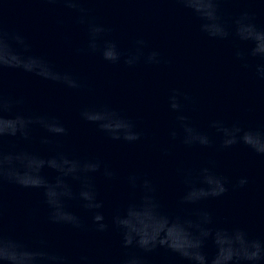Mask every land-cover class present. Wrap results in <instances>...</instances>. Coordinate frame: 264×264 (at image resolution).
I'll list each match as a JSON object with an SVG mask.
<instances>
[{
	"label": "clouds",
	"instance_id": "obj_1",
	"mask_svg": "<svg viewBox=\"0 0 264 264\" xmlns=\"http://www.w3.org/2000/svg\"><path fill=\"white\" fill-rule=\"evenodd\" d=\"M10 2L4 0L0 4V264H93L87 255L71 256L54 248L43 235L25 240L6 231L3 193L8 185L38 190L43 219L48 224L78 232L117 234L121 255L115 264H148V257L161 248L181 264H264V238L254 237L240 226L216 225L213 213L206 207V202L223 197L230 190L246 188L250 183L247 175H225L212 159L198 168L177 165L175 176L180 190L174 209L167 210L158 180L147 172L129 170L122 174L100 155L69 154L59 146L42 154L41 148L35 146L37 140L41 146L52 145L56 138L66 137L69 129L58 115L26 109L23 96L6 90L5 71L18 70L72 91L85 85L72 70L59 67L46 53L35 51L23 31L5 26V5ZM43 2L60 3L75 14L76 23L84 28L87 37L84 46L74 49L78 55H98L109 65L123 64L127 68L167 63L162 53L151 48L143 37L134 39L130 49H122L120 42L111 37L112 29L90 17V9L84 6L88 0ZM176 2L192 15L207 38L230 42L234 62L264 85V27L257 25L253 11L242 9L226 21L220 7L224 0ZM195 104L187 92L169 90L167 107L175 122L168 132L171 141L186 148L217 152L243 148L264 158V123L214 118L207 129H202L188 114L190 106L195 110ZM78 118L108 141L135 145L144 138L138 118L108 103L83 105ZM160 153L165 158L171 155L167 147H162ZM98 179L106 188L122 185L127 196L139 194V199L127 203L124 199L106 214ZM73 204L83 215L71 210ZM143 212L178 225L180 240L172 238L171 229L157 232L133 226L134 217ZM209 248L214 250L211 254Z\"/></svg>",
	"mask_w": 264,
	"mask_h": 264
},
{
	"label": "water",
	"instance_id": "obj_2",
	"mask_svg": "<svg viewBox=\"0 0 264 264\" xmlns=\"http://www.w3.org/2000/svg\"><path fill=\"white\" fill-rule=\"evenodd\" d=\"M84 6L90 9L92 19L112 29L110 35L120 42L122 49H130L134 39L143 37L151 48L162 53L167 63L127 68L123 64L109 65L98 55H78L74 49L84 46L87 37L74 13L60 3L11 0L5 5V26L23 31L35 51L46 53L59 67L72 70L85 85L72 91L18 70L5 71L6 90L23 96L26 109L58 115L69 129L66 137L56 138L52 145L41 146L37 140L35 146L41 148L42 154L59 146L69 154L100 155L122 174L129 170L147 172L158 180L167 210L174 209L180 190L175 167L182 164L198 168L210 159L215 160L225 175L250 178L246 188L230 190L225 196L206 202L216 225L240 226L252 236L264 238V158L243 148L217 152L186 148L171 141L168 132L175 122L167 107L169 90L179 88L196 101L195 110L190 106L188 114L202 129H207L214 118L264 123V85L234 62L230 42L207 38L199 31L198 22L176 0H88ZM220 7L226 21L242 9H250L257 25L264 27V0H224ZM58 20L63 23H57ZM101 102L138 118L144 138L135 145L108 141L79 120L81 106ZM249 108L254 111H248ZM162 147L169 149V157L161 156ZM97 183L105 199L106 214L124 199L125 203L139 199V194L127 196L122 185L106 188L102 180ZM3 199V226L13 235L25 240L43 235L54 248L71 256L87 255L93 264H115L121 255L119 236L115 233L78 232L46 223L40 205L42 195L36 189L8 185ZM71 210L83 215L75 204ZM133 226L157 232L171 229L174 240L181 238L178 225H170L147 212L137 214ZM208 251L211 254L214 250ZM172 256L161 248L148 257V264H181Z\"/></svg>",
	"mask_w": 264,
	"mask_h": 264
}]
</instances>
